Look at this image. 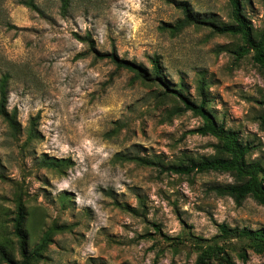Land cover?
<instances>
[{
  "label": "rangeland",
  "instance_id": "rangeland-1",
  "mask_svg": "<svg viewBox=\"0 0 264 264\" xmlns=\"http://www.w3.org/2000/svg\"><path fill=\"white\" fill-rule=\"evenodd\" d=\"M36 1L39 11L0 0V78L10 76L8 109L21 125L14 136L0 116V233L12 230L19 193L37 221L34 244L54 224L64 230L37 264H195L190 235L211 241L222 223L264 229V206L252 198L238 206L213 190L233 183L229 174L162 170L213 155L217 141L191 134L202 120L191 111L172 114L177 103L160 87L98 58L115 54L150 69L158 56L169 83L197 102L204 78L216 116L264 165V75L252 54L238 58L241 40L208 25L176 36L161 28L183 18L179 3L206 21L229 23V0H70L65 13L62 0ZM242 1L255 29H264V0ZM32 121L37 138L26 142ZM44 155L69 164L64 172L42 166ZM172 242H181L176 251ZM232 256L235 264H264L250 250L246 262Z\"/></svg>",
  "mask_w": 264,
  "mask_h": 264
},
{
  "label": "trees",
  "instance_id": "trees-1",
  "mask_svg": "<svg viewBox=\"0 0 264 264\" xmlns=\"http://www.w3.org/2000/svg\"><path fill=\"white\" fill-rule=\"evenodd\" d=\"M18 2L33 11H39L36 0H18ZM231 6V21L229 23L206 21L200 18L189 6L188 3H179L178 8L183 13V18L172 23H163L161 28L169 32L172 36L180 34L190 26L208 25L216 34L231 35L241 40L235 50L238 58L252 54L254 64L264 75V29L257 30L252 25L244 12L242 0H229ZM70 0H62V10L67 12ZM93 44V41H91ZM110 58L117 64L118 68H123L134 73L135 81H140L150 86H158L162 89V95L177 103L172 114H179L191 111L195 116L202 120V124L191 134L202 136H212L217 144L214 145L215 153L209 156L190 158L182 160L179 164L166 167L170 172L178 174H190L193 172H219L229 174L234 182L213 187V190L221 197L232 198L236 205L241 206L246 199L252 198L258 204L264 206V165L259 160H251L250 154L253 146L241 139L239 133L229 129L216 116L213 108L209 104L210 97L207 92L208 83L204 78L198 82L200 101L191 100L182 91V87H177L169 83L160 57L155 56L151 59L152 67L147 69L142 65H137L127 60H118L115 54H102L98 58ZM237 58V59H238ZM9 82L10 76L3 75L0 78V116L7 123L11 133L17 136L21 131L16 109L9 111ZM36 123L32 121L31 128L28 130L26 142L37 138ZM119 131L115 128L113 133ZM119 160L121 159L118 155ZM122 161H131L143 166L161 167V163L151 159L140 157H123ZM68 161L44 155L42 166L62 170L67 168ZM69 202L68 198L63 199ZM144 208L141 216L146 215ZM118 205L132 213L138 211L129 205ZM34 219V212L28 205L21 193L15 198L14 216L11 218L12 230L0 233V264H37L45 259V253L53 244L55 236L63 232V228L54 224L48 230L42 232L38 241L34 244L33 234L30 228L32 224H37ZM219 234L211 241L201 237L190 235L189 240L194 241L197 258L195 264H235L232 254L243 261L248 260V250L257 255H264V229L231 228L227 224L218 225ZM159 231L157 228L156 232ZM149 234V233H148ZM147 234V235H148ZM191 238V239H190ZM167 240L170 238H166ZM181 242L171 243L176 251Z\"/></svg>",
  "mask_w": 264,
  "mask_h": 264
}]
</instances>
